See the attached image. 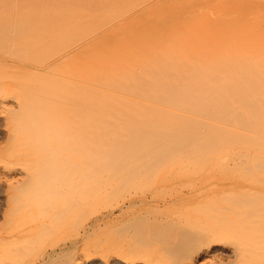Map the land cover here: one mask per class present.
I'll use <instances>...</instances> for the list:
<instances>
[{"label": "bare ground", "instance_id": "1", "mask_svg": "<svg viewBox=\"0 0 264 264\" xmlns=\"http://www.w3.org/2000/svg\"><path fill=\"white\" fill-rule=\"evenodd\" d=\"M178 1L0 0V51L12 56L5 54L9 59L4 60L17 59L16 52H28L21 54L26 58L32 52V57L24 59L33 69H25L23 64L16 68L19 64L12 61L10 67L5 65L15 67L8 69L12 72L9 77L0 63V72L11 78L9 82L14 80L9 84L16 86L13 91L22 99L12 93L13 87L8 95L0 86V106L23 107L21 111L8 108L15 118L22 117L18 124L14 119L13 126H8L12 136L6 132L13 144L8 142L10 146L5 148L10 149L12 161L0 158L4 181L15 184L9 185L15 194L7 196V204L11 199L15 207L6 205L11 209L4 211L0 223V264H51L57 250L78 245L81 252L73 264H264V3L249 0L243 7L241 0H200L187 4L178 16L168 12L171 17L165 20L164 5L174 11ZM226 3L233 6L230 11ZM60 5H64L62 10L57 8ZM83 5L88 6V17L98 8V21L95 16L89 23L84 21L90 17L84 19L87 12ZM79 6L84 7L82 13ZM206 6L222 12L215 14ZM10 7L16 10L12 20L7 17ZM77 11L80 18L76 21ZM64 16L71 18L66 19L70 23ZM111 16L118 19L112 21ZM83 24H90L89 38ZM103 26H110L105 35ZM81 27L87 37L79 35ZM95 27L100 35L92 41ZM69 37L70 43L62 40ZM36 52L39 56H33ZM66 54L70 61L79 62H70ZM47 55L48 59L52 56L50 60ZM20 71L25 74L20 76ZM50 71L60 74L51 77ZM29 72L37 76L31 75L32 79ZM15 73L19 81L37 80L31 87L26 84L28 89L24 86V97H35L25 98L31 105L21 96L23 82L14 86L19 83L13 79ZM27 73L30 77L26 79ZM70 109L75 112L73 117L76 114L74 119ZM33 117L41 122L43 117V123ZM51 119L54 123L49 131L50 124L44 121ZM33 122L36 124L30 127ZM43 127L47 129L42 132ZM140 129L148 137L142 136ZM25 135L33 139L32 144L39 141L34 144L37 149L33 145L27 148L31 144H25ZM119 135L121 138L116 137ZM69 136L74 139L68 140ZM17 141L28 151L21 153L14 145ZM108 147L115 150L106 152ZM159 147L162 154L171 152L162 155ZM129 154L138 157H134L136 162L132 158L131 162ZM174 154L181 156V163L192 159L187 163L196 174L190 170L189 175L180 160H176L179 165L175 163L180 156L174 158ZM115 157H120L119 162ZM139 157L141 161L148 158V162L142 163ZM155 158L157 163H152ZM104 159L118 165L113 164L112 169ZM70 161L75 163L71 166ZM35 163L39 166L36 171ZM60 167L63 170L58 176ZM52 171L57 177H52ZM23 209L28 221L16 223ZM79 213L75 233L55 237V232L72 224Z\"/></svg>", "mask_w": 264, "mask_h": 264}, {"label": "rangeland", "instance_id": "2", "mask_svg": "<svg viewBox=\"0 0 264 264\" xmlns=\"http://www.w3.org/2000/svg\"><path fill=\"white\" fill-rule=\"evenodd\" d=\"M134 2H135V1H134ZM136 2H138V1H136ZM198 2H200V0H188V1H187V0H181V1L179 0L177 3H180V4H179V5L176 4V5L173 6V9H175L174 11L172 10L173 12H172V11H169V10H168L169 7L166 8V5H164L165 8L163 7L162 10H163V11L165 10V11H164V15H166V16H164L163 14H162V16L165 17V18H164L165 20H166L167 18L171 17V14H168V12H171V13H173L174 15L177 14V16H178V15H180V14H178L179 12H183V11H179V10H183V8H184V10H185L187 4L192 5V4H197ZM228 2H229V3H230V2H234V0H233V1H232V0H229ZM241 2H243V3H242V6L245 7V6H247V4L249 3V0H248V1H247V0H244V1L241 0ZM241 2H240V3H241ZM13 3H14V5H15V2H13ZM13 3L11 4L12 6H14ZM147 3H148V2H147ZM181 3H182L183 5H181ZM184 3H186V4H184ZM229 3H228V4H229ZM244 3H245V4H244ZM246 3H247V4H246ZM263 3H264V0H263ZM226 4H227V3H226ZM228 4H227V9L229 10V9H231V7H233V6L231 5V7H230V6L228 7ZM56 5H57V4H56ZM58 5H59V4H58ZM207 5H208V4H207ZM244 5H245V6H244ZM61 6H62V5H60V7H57V8L60 9ZM63 6H64V5H63ZM63 6H62V7H63ZM83 6H84V5H83ZM83 6H82V7H83ZM94 6H95V5H94ZM94 6H93V7H94ZM188 6H189V5H188ZM242 6H241V7H242ZM7 7H8V6H7ZM82 7H81V6L77 7V9H80V10H78V11L81 12V13L84 11V7H85V6H84L83 8H82ZM10 8H11V7H10ZM13 8H14V7H13ZM13 8H11V9L7 8V9H9V10H7V11H9V12L12 11V12L10 13V15L7 14V13H5V12H3V11H5L6 8H5L3 11L1 10L2 15H3V14H4L5 16L8 15L7 17H10L9 19L12 20L11 15L13 16V11H14ZM29 8H30V7H29ZM32 8H33V7H32ZM63 8H64V7H63ZM94 8H96V6H95ZM170 8H172V7H170ZM204 8H207L208 10H209V8H211L209 11H214V10H212L213 7H208V6H206V7H204ZM2 9H3V8H2ZM33 9H34V8H33ZM10 10H11V11H10ZM34 10H35V9H34ZM52 10L55 11L56 8L54 7ZM61 10H62V8H61ZM65 10H66V8H65ZM87 10H88V6L86 5L84 13H85V12H87V13L85 14V15H86L85 17H84V14H81V20H82L83 17H84V19H86V17H87V18L90 17L89 19H86V20L83 19L85 22H87V21H89L92 17L95 16L96 19H97V21H98V18H100V16L98 15L99 17H97V15H95V14H98V13H97L98 8H96V10H95V9H92V11L90 12V14L93 13L94 16H92V14H91V15H89V17L87 16V14H89ZM89 10H90V9H89ZM162 10H161V11H162ZM166 10H167V11H166ZM15 11H16V10H15ZM15 11H14V12H15ZM26 11H27V10H26ZM78 11L75 13V17H74V15L72 16L71 13H67V14L71 15V17H74V19L76 18V21H77V20H78L77 18H80L79 16L76 17ZM94 11H95V12H94ZM163 11H162V13H163ZM229 11H230V10H229ZM74 12H75V11H74ZM74 12H73V13H74ZM165 12H166V13H165ZM214 12H215V14H217V13L222 12V11H221V10H218V12H217V11L215 10ZM59 13H60V12H59ZM73 13H72V14H73ZM194 13H195V12H194ZM226 13H227V12H226ZM226 13H224V14H225V15H228V14H226ZM6 14H7V15H6ZM60 14H61V13H60ZM63 14H64V13H63ZM65 14H66V12H65ZM79 14H80V13H79ZM182 14H183V13H182ZM182 14H181V15H182ZM0 15H1V14H0ZM14 15H17V14L14 13ZM69 15H68V17H70ZM174 15H173V17H174ZM82 16H83V17H82ZM1 17H2L1 19L4 18L3 16H1ZM64 17H65V19L63 18L64 20H66V19L68 18V17L66 18V16H64ZM115 17H116V16H115ZM115 17H112V16H111L110 18H112V19H111L112 21H115L116 19H118V18H115ZM13 18H14V17H13ZM113 18H114V19H113ZM161 18H162V17H161ZM9 19H8V20H9ZM15 19H16V21H17V18H14L13 20H15ZM68 19H69V18H68ZM74 19H73V22H75ZM94 19H95V18H94ZM94 19L92 20V22H93V21H96V20H94ZM164 19L162 18L163 21H165ZM4 20L6 21L7 19L5 18ZM69 20H71V18H70ZM69 20H66V22H69ZM81 20H80V21H81ZM83 20H82V21H83ZM99 20H100V19H99ZM16 21H14V23H15ZM61 21H62V20H61ZM80 21H78V23H79ZM7 22H8V21H7ZM64 22H65V21H64ZM89 22H91V21H89ZM89 22H87V23H89ZM150 22H151L150 24H152V21H150ZM12 23H13V22H12ZM69 23H70V22H69ZM80 23H81V22H80ZM82 23H84V22H82ZM82 23H81V24H82ZM97 23H98V22H97ZM114 23H115V22H114ZM84 24H85V23H84ZM84 24H83L82 26H83L85 29L87 28V31H88V29H89L88 26H89L91 23L88 24V25L86 24L87 27H85L86 25L84 26ZM93 24H94V23H92V26H93ZM108 24H109V23H108ZM94 25H95V24H94ZM106 25H107V24H106ZM111 25H113V24H111ZM95 26L99 27V26H102V25L99 24V26H98V25H95ZM107 26H108V25H107ZM117 26H118V25H117ZM153 26H154V25H153ZM103 27H105V26H103ZM109 27H110V26H109ZM109 27H105V29L102 28V29L105 31V33L103 32L104 35L106 34V30H107ZM100 28H101V27H100ZM151 28H152V27H151ZM82 29H83V28L81 27V29H80L81 32H79V35L82 34L83 36L85 35L84 37H87L86 35L89 33V34H88V38H89V36H90V32L88 31V33L86 32V33H87V34H86V33H85L86 30L84 31V30H82ZM90 29H91V28H90ZM92 29H93V28H92ZM92 29H91V30H92ZM91 30H90V31H91ZM94 30H95V34H94V33H91V34L93 35V37H92V35H91V37H90V40H92V41H93V38L97 39V38H99V37L96 38V36H99V35H100V34L98 33V30H96V27L94 28ZM76 31H77V30H74V31L72 30L71 33H73L74 36H75V35L79 36V35L77 34ZM108 31H109V30H108ZM108 31H107V35H106V36H109L110 33H111V32H108ZM91 32H92V31H91ZM59 34H60V33H59ZM73 34H72V35H73ZM97 34H99V35H97ZM82 35H81V36H82ZM77 36H75V37H77ZM83 36H82V38H84ZM101 37H102V36H101ZM60 38H61V37H60ZM69 38H70V37H69ZM69 38H68V39H62V40H64L65 42L68 41V42L70 43V41H71L72 38H70V39H69ZM82 38H80L79 40H81ZM88 38H87V39H88ZM91 38H92V39H91ZM74 39H76V38H74ZM77 39H78V38H77ZM95 39H94V40H95ZM69 40H70V41H69ZM79 40H78V41H79ZM64 41H63V43H64ZM81 41H82V40H81ZM92 41H91V42H92ZM69 43H68V44H69ZM38 45H40V44H38ZM37 48H38V46H36V50H37ZM63 48H64V47H63ZM38 49H39V48H38ZM74 50H75V49H73V51H74ZM69 52H70V54H73L72 51H69ZM69 52H68V54H69ZM71 52H72V53H71ZM11 53L13 54V52H11ZM14 53H15V52H14ZM16 53H18V54L16 55ZM16 53H15L16 57H15V55H14L13 57H15V58H17V59L12 58V61H13L14 65H16V62H17V64H19V65H16L15 67L17 68V67L20 66L19 69H20V68H23V67H21L22 65H20V64H23V65H24V68L28 66V67L30 68V71H32L33 69L31 70V68H32V67H30L31 65H29V64H25L26 60H25L24 58H26V57L21 56V54H22L23 52H21V54H20V52H16ZM27 53H28V52H27ZM27 53L24 52L22 55H26ZM31 53H32V52H29V54L27 55V58H29L30 56L32 57V55H30ZM42 53H44V52H41V54H42ZM52 53L55 54V52H52ZM56 53H57V52H56ZM59 53H60V51H59ZM66 53H67V52H66ZM0 54H1V55H0V60L3 59V60L0 61V63H2V65L4 66V67L1 66V67H2L1 69L3 70L4 68H7V67H5V65L7 66V65L9 64V62H10V64L12 65V61H10L11 59L9 60V62H6V61H8V59H9L8 56H10V58H11L12 56L9 55L10 52H8V53L5 52V54H7L8 56L5 55L4 52H1V51H0ZM33 54H34L33 56H35V55H36V56H39V55H37V54H40V53L36 52V54H35V53H33ZM44 54H45V53H44ZM68 54H66V55H67V58H68ZM74 54H75V53H74ZM2 55H5L6 57H5V56L2 57ZM18 55H19V57H17ZM80 55H81V54H79L78 57H80ZM28 56H29V57H28ZM1 57H2V58H1ZM20 57H22L24 61H23L22 58H20ZM41 57H42V56H41ZM48 57H49V56L47 55V59H48ZM51 57H52V56H50V58H51ZM69 57H71V56H69ZM6 58H8V59H6ZM19 58H20V60H19ZM27 58H26V59H27ZM50 58H49L48 60H50ZM65 58H66V57H65ZM71 58H72V57H71ZM4 59H6V61H5ZM44 59L46 60L45 57H44ZM74 59H75V58H74ZM78 59H79V58H78ZM16 60H18V61H16ZM68 60L70 61L69 58H68ZM19 61H20V62H19ZM21 61H23V62H21ZM71 61H72V62L75 61V63H76L77 60L75 59L74 61H73V60H71ZM71 61H70V62H71ZM18 62H19V63H18ZM27 62H28V61H27ZM27 62H26V63H27ZM77 62H79V61H77ZM3 63H7V64H3ZM10 64L8 65L9 67H10ZM71 64H73V63H71ZM14 65H13V66H14ZM59 65H60V64H59ZM60 66H61V65H60ZM15 67H12V66H11V68H13V69H11V68H7V69H5V70L9 71L8 69H11V70L13 71ZM1 69H0V70H1ZM25 69H27V68H25ZM58 69H59V68H57V70H58ZM5 70H4V71H5ZM21 70H23V69H21ZM28 70H29V69H28ZM28 70H27V71H28ZM53 70H55V69H53ZM27 71H25V72H27ZM9 72H10V71H9ZM9 72H6V74H7V75L10 74L9 77H11V75H12L11 73H12V72H10V73H9ZM23 72H24V70H23ZM23 72L20 71L18 74L21 73L20 76H22L23 74H25V73H23ZM58 72H60V71H58ZM13 73H14V72H13ZM16 73H17V72H16ZM16 73H15V75H16ZM29 73H30V76H31V75H32V76H33V75H36V74H34V72H29ZM29 73L26 74V77H25V75H24L23 77H25V78L27 79L28 77H30V76H29ZM31 73H33V74H31ZM50 73H53V74H50V76H51V75L55 76V75L57 74V75L55 76V78H56L57 76H59L58 74H60V73H56V71H54V72H51V71H50ZM0 74L2 75V77H1V75H0V78H1V79H0V86H2V88L4 89L5 92H6V90L8 91V92H6V94L11 95V93L9 92V90L11 89L10 87H13V86H11L9 83H13L14 80H13L12 82H9V81L11 80V78L9 79V77H7V75L5 74V72H4V74H5V75H4V74H3V71L0 72ZM18 74H17L16 76L13 74V75L15 76V77H13V79H15V78H17V77H20ZM48 74H49V73H48ZM54 74H55V75H54ZM27 75H28V76H27ZM32 76H31V77H32ZM36 76H37V75H36ZM36 76H35V77H36ZM53 76H51V77H53ZM4 77H7V78H4ZM51 77H50V78H51ZM25 78H24V79H25ZM29 79H30V81H31V80L33 79V77H32V79H31V78H29ZM29 79H27V82H26V81L23 82L22 80L19 81V79L17 78L16 80L19 81V83L17 84V83H16L17 81L15 80V81H16V82H15L16 84H14V86H15V85H20V82H23V84H21V85H23L22 88L24 89V86H26V84H28V83L30 84L29 87H31V84H32L33 82H35V83L38 84V82H36L37 80L34 79L35 81L30 82V81H28ZM33 84H34V83H33ZM37 84H36V85H37ZM9 85H10V86H9ZM21 85H20V86H21ZM20 86H17V87H20ZM20 88H21V87H20ZM20 88H18L17 91H19V92H20V90H21V92L23 91L22 94H21V96L24 97V95H25V93H26V91H25L26 89L22 90V89H20ZM25 88L28 89L27 86H26ZM19 89H20V90H19ZM13 90L16 91V86H15V88L13 87L12 90H11L12 93H15ZM9 93H10V94H9ZM16 93H17V92H16ZM16 93H15V94H16ZM15 94H12V95H15ZM18 94H20V93H17L16 96L19 98V95H18ZM25 98H28V97H24V100H25ZM30 98L33 99V98H35V97H30ZM30 98H28V99H30ZM19 99H20V98H19ZM32 99H31V100H32ZM20 100H22V99H20ZM24 100H23V101H24ZM35 100H36V99H35ZM28 101H29V100H28ZM36 101H37V100H36ZM38 101H39V98H38ZM41 101H42V100H41ZM21 102H22V101H21ZM31 102H32V101H31ZM25 103H28L29 105H31V103H30V102H27V100H25ZM5 104H7V103H4V105H5ZM40 104H41V103H40ZM2 105H3V104H2ZM2 105H1V106H2ZM4 105L2 106V108H0V110H3V112H2V111L0 112V150H1V151H0V158H3V159L8 160V161H12L11 157L8 156V153L10 152V149H9V148H8V149H5V148L9 145V143H10V141L7 139V138H9L10 136H9L8 134H6V132L10 134V131H9V130H10L11 125L13 126L12 123L14 122V119H15V121H16V124H18L17 121H18V120L20 121V119H21V117H22V116H21L22 114H21V115L17 114V116L19 115V118L17 119V118H15L16 116L14 115V112H11L12 110L10 111V109H13V110H14V108L16 107V106H15L16 104H12V105L14 106V108L11 106V104H10V105L8 104L7 107L4 106ZM21 105H22V104H21ZM21 105H20V106H21ZM23 105H25V104H23ZM33 105H34V104H33ZM36 105H38V104L35 103V106H36ZM1 106H0V107H1ZM9 106L12 107V108L8 109ZM35 106H34V107H35ZM5 108L9 110V111H8L9 114H7L8 112L5 110ZM20 108H23V107L21 106ZM20 108H18V109L21 111ZM28 108H29L28 110H30V107H28ZM16 109H17V107H16ZM18 109H17V110H18ZM31 109H32V108H31ZM35 110H36V109H35ZM70 110H71V109H70ZM10 112H11V113H10ZM33 112H34V110H33ZM33 112H32V113H33ZM70 112H71V117L74 119V118L76 117V114H75V117H73L74 115L72 116V114H74L75 112L72 113V110H71ZM70 112H69V113H70ZM2 113H3V114H2ZM12 113H13V114H12ZM16 113H19V112H16V111H15V114H16ZM35 113H36V112H35ZM4 114H5V115H4ZM10 114H11V115H10ZM23 114H25V111H24ZM37 114H38V113H37ZM43 114H44V113H43ZM43 114L41 113L40 115L43 116ZM46 114H47V113H46ZM34 115H35V114H34ZM34 115H33V116H34ZM69 115H70V114H69ZM3 116H4V117H3ZM29 116H30V114H29ZM29 116H27V118H28ZM5 117H6V118H5ZM37 117H39V115H37ZM37 117H33V118H34L35 120L39 121V119H38ZM46 117H48V115H47ZM50 117H51V116H50ZM64 117H66L67 119H69V118H68V114H66ZM3 118H5V120H4ZM54 118H55V117H54ZM54 118H53V119H54ZM6 119H7V120H6ZM40 119H42V122H41V120H40L39 122L43 123V119H44V118H43V117H42V118L40 117ZM47 119H48V118H47ZM150 119H153V116H152V115H151ZM155 119H156V118H155ZM22 120H23V119H22ZM25 120H28V119H25ZM32 120H33V119H32ZM4 121H5V122H4ZM23 121H24V120H23ZM54 121H55V120H54ZM56 121H57V120H56ZM61 121H63V120H61ZM61 121H60V122H61ZM3 122H4V123H3ZM24 122H25V121H24ZM24 122H23V123H24ZM44 122L47 123L48 125L50 124V127H51V128L48 129V130H49V131H52L51 129H52V126H53V123H54V122L52 123V119H51V122H50V121H47V120H45ZM58 122H59V121H58ZM14 123H15V122H14ZM27 123H28V122H27ZM27 123H26V124H27ZM45 123L43 124L44 126H45ZM67 123H68V122H67ZM92 123H93V122H92ZM19 124H21V123H19ZM32 124L35 125L36 122L31 123V125H29V126L31 127ZM62 124H65V122H62ZM40 125H41V124H40ZM48 125H47V126H48ZM91 125H93V127H95V123H94V124H91ZM8 126H10V127L8 128ZM68 126H69V125H67V127H68ZM6 127H7V128H6ZM41 127H42V126H41ZM41 127H40V128H41ZM37 128H38V126L36 125V129H37ZM43 128H44V127H43ZM45 128H46V127H45ZM45 128H44V129H45ZM46 129H47V128H46ZM46 129H45V130H42V132H43V131H46ZM76 129H77V128H76ZM116 129H117V128H116ZM7 130H8V131H7ZM30 130H31V129H30ZM33 130H34V128H33ZM33 130H31V131H33ZM37 130H38V129H37ZM37 130H36V131H37ZM114 130H115V129H114ZM117 130H118V129H117ZM142 130H143V129H142ZM23 131H24V130H23ZM49 131H48V133H49ZM75 131H76V130H75ZM77 131H79V129H78ZM85 131H87V129L84 130V132H85ZM89 131H90V129L88 130V132H89ZM121 131H122V130H121ZM121 131L118 130L119 133H120ZM123 131H124V130H123ZM127 131H128V130H127ZM127 131H124V133L126 132V134H124V135H126V136H130V133H129V135H127ZM139 131H140L141 134L143 133V131H141V129H140ZM151 131H152V130H151ZM24 132L27 133V131H24ZM38 132H39V130H38ZM73 132H74V130H73ZM80 132H81V130H80ZM113 132H114V131H113ZM149 132H150V131H149ZM30 133H31V132H30ZM75 133H76V132H75ZM77 133H78V132H77ZM77 133H76V134H77ZM150 133H152V132H150ZM36 134H38V133H36ZM141 134H140V135H141ZM143 134H145V132H144ZM143 134H142V136H146V135H143ZM146 134H148V135L151 137V135H153L154 133H152L151 135H150L149 133H146ZM10 135H11V134H10ZM29 135H30V134H29ZM32 135L34 136V137H32V138L35 139V135H34L33 133H32ZM32 135H31V136H32ZM40 135H41L40 137L43 136V134H40ZM104 135H106V134H104ZM110 135H112V134H108L109 137H111ZM115 135H116V133H115ZM11 136H12V135H11ZM38 136H39V135H38ZM74 136H75V135H74ZM74 136H72V137H74ZM79 136H80V135H79ZM126 136H124V138H127ZM156 136H157V135H156ZM156 136H155V137H156ZM22 137L25 138V139L28 138V140L26 139L27 141L25 140L26 143H25V141H24L25 144L29 143L28 141H30V144H31V145L27 144L28 147H27V145H26L25 148H26V147H27V148H30L29 146H32V145L35 146L34 144L39 142V141L37 142V140H34V144H32L31 142H32L33 139L31 138V140H29L30 137H29L28 135H25V136H22ZM22 137H20V138H22ZM69 137H70V136H69ZM75 137L77 138V135H76ZM116 137L121 138L120 135H119V136H116ZM132 137L134 138V136H132ZM146 137H148V136H146ZM146 137H145V138H146ZM157 137H158V136H157ZM157 137H156V138H157ZM161 137H162V136H161ZM171 137H172V136H171ZM173 137H174V136H173ZM104 138H105L106 142H109V140H108L109 138H107V136H104ZM106 138H107V139H106ZM138 138H139V137H138ZM138 138H137V139H138ZM143 138H144V137H143ZM12 139H14V138L12 137ZM12 139H11V142H13ZM36 139H38V138H36ZM72 139H74V138H72ZM72 139H71V137H70L68 140H72ZM111 139H112V138H111ZM115 139H116V138H115ZM122 139H123V136H122ZM122 139H120L119 141H121ZM149 139H150V138H149ZM173 139H175V137H174ZM18 140H19V139H18ZM23 140H24V139H21V145H23V144H22V141H23ZM77 140H79V138H77ZM77 140H76V141H77ZM123 140H127V139H123ZM128 140H129V138H128ZM132 140H133V139L130 138L129 141H132ZM142 140H143V139H142ZM144 140H145V139H144ZM154 140H156V139L154 138L152 141L154 142ZM159 140H160V139H159ZM159 140H158V141H159ZM164 140H165V139H164ZM167 140H168V138H167ZM177 140H178V138H177ZM110 141H111V140H110ZM112 141H113L114 144H115V140H112ZM112 141H111V142H112ZM117 141H118V139H117ZM117 141H116V143H117ZM139 141H141V139H139ZM139 141H138V142H139ZM165 141H166V140H165ZM8 142H9V143H8ZM14 142H16V141H14ZM122 142H123V141H122ZM127 142H128V141H127ZM127 142H126V143H127ZM145 142H147V141H145ZM149 142H150V141H149ZM149 142H148V143H149ZM165 143H166V142H165ZM10 144H11V143H10ZM17 144H18V141H17V143L14 144V145H17ZM25 144H24V145H25ZM76 144H77V142H76ZM104 144H105V142H104ZM104 144H103V145H104ZM109 144H110V143H109ZM132 144H134V143H132ZM136 144H137V143H136ZM139 144H140V143H139ZM139 144H138V145H139ZM151 144H152V143H151ZM153 144H154V143H153ZM168 144H170V143H169V140H168ZM11 145H13V144H11ZM118 145H119V143H118ZM129 145H130V144H129ZM134 145H135V144H134ZM148 145H149V144H148ZM9 146H10V145H9ZM74 146H75V145H74ZM74 146H73V147H74ZM91 146H92V145H91ZM104 146L106 147V145H104ZM109 146H110V145H109ZM116 146H117V145H116ZM119 146H120V145H119ZM125 146H126V145H124V148H125ZM136 146H137V145H136ZM153 146H154V145H153ZM155 146L157 147V145H155ZM170 146H171V145H170ZM12 147H13V146H12ZM16 147H18L19 149H22V152H21V153H24V152L28 151L27 148H26L27 150H25V149L23 148L24 146H19V145H17ZM16 147H15V148H16ZM36 147H37V146L33 147V149L36 148ZM65 147H66V145H65ZM128 147H129V146H127V148H128ZM130 147H131V146H130ZM139 147H140V145H139ZM149 147H151V146H149ZM166 147H167V146H166ZM31 148H32V147H31ZM40 148H45V146L40 145ZM66 148H67V147H66ZM69 148H70V146H69ZM69 148H68V149H69ZM114 148H115V147H114ZM114 148L112 149V148L108 147V148H106V150L103 148V150H105L106 152H108L107 149H109V150L111 149V150L113 151V150H115ZM124 148H123V149H124ZM136 148H137V147H136ZM143 148H144V147H143ZM153 148H154V147H153ZM157 148H158V147H157ZM167 148H168V147H167ZM12 149H13V148H12ZM36 149H37V148H36ZM38 149H39V146H38ZM45 149H46V148H45ZM59 149H60V148H59ZM64 149H65V148H64ZM71 149H72V147H71ZM125 149H126V148H125ZM128 149H129V148H128ZM139 149H140V148H139ZM141 149H142V146H141ZM141 149H140L139 151H142ZM148 149H149V148H148ZM160 149H161V148L159 147V149H157V150H160ZM174 149H175V148H174ZM48 150H49V149H48ZM53 150H56V149H52V151H53ZM61 150H62V149H61ZM111 150H110V152H112ZM131 150L134 151L133 148H132ZM131 150H130V151H131ZM143 150H144V149H143ZM152 150H153V149H152ZM5 151H6L7 153H5ZM57 151H58V150H57ZM66 151H67V149H66ZM125 151H126V150H125ZM132 151H131V152H132ZM135 151H136V150H135ZM18 152H19V151H18ZM48 152H51V151H48ZM60 152H61V151H60ZM62 152H65V151L63 150ZM62 152H61V153H62ZM102 152H104V151H101V153H102ZM131 152H130V153H131ZM137 152H138V150H137ZM149 152H150V151H149ZM157 152H158V151H157ZM170 152H171V151H170ZM170 152L168 151V153H166V151H165V152H163V154H162V153H161V150H160V154H162V155L169 154ZM51 153H52V152H51ZM55 153H57V152H55ZM113 153H115V152H113ZM113 153H112V155L114 156ZM116 153L121 154V153H119V152H117V151H116ZM116 153H115V155H116ZM127 153H128V152H127ZM145 153H146V152H145ZM150 153H151V152H150ZM153 153H155V155H156L155 150H154ZM47 154H48V153H46V156H47ZM52 154H53V153H52ZM57 154H58V153H57ZM59 154H60V153H59ZM66 154H67V152H66ZM69 154H70V153H69ZM102 154H103V153H102ZM104 154H105V153H104ZM124 154H126V153H124ZM141 154H143V153H141ZM147 154H148V153H147ZM157 154H158V153H157ZM160 154H159V155H160ZM5 155H6L8 158H6ZM49 155H50V154H49ZM63 155H65V154H63ZM106 155H107V154H106ZM134 155H136V154H133V156H134ZM174 155H175V154H174ZM174 155H172V156L174 157ZM113 156H111V157H113ZM123 156H124V155H123ZM126 156H127V155H126ZM128 156H129L128 158H130V160H131V158H132L133 162H136V160L134 159L135 156H134V157H131L130 154H129ZM137 156H139V155H137ZM156 156H157V155H156ZM179 156H180V155H177V156L175 155L174 158L179 157ZM47 157H48V156H47ZM76 157H77V156H76ZM105 157H106V156H105ZM146 157H147V156H146ZM148 157H150V156H148ZM158 157H159V156H158ZM162 157H164V156H162ZM115 158H116V159H114V160H117L118 157H115ZM119 158H120V157H119ZM119 158H118V160H119ZM122 158H123V157H122ZM122 158H121V159H122ZM135 158H138V157H135ZM139 158H140V157H139ZM143 158L145 159V157H143ZM143 158H142V160H143ZM152 158H153V155H152ZM160 158H161V155H160ZM76 159H78V158H76ZM79 159H80V158H79ZM79 159L77 160L78 162L80 161ZM105 159H106V158H105ZM105 159H104V161H105ZM121 159H120V160H121ZM124 159H125V158H124ZM124 159H123V160H124ZM147 159H148V158H147ZM147 159L144 160L146 163L148 162ZM155 159H156L155 161L152 159V160L154 161V162H152V163H155V162L157 161V158H155ZM158 159H159V158H158ZM161 159H162V158H161ZM183 159H184V158H183ZM114 160H113V161H114ZM118 160H117V161H118ZM123 160H121L120 162H122ZM132 160H131V162H132ZM176 160H180V163H181V161H183V160L181 159V156L179 157V159H175V163L177 162V164H178V161H176ZM184 160H186V161H184V162H182V163H184L185 170H186V168H187L186 171L189 172V175H190V170H191V174H192V175H193V174H196V173H195L196 170H194V167H193L192 165H188L189 162H190L192 159H188V160H189L188 163H187V161H188L187 158H185ZM74 161H75V159H74ZM140 161H141V158H140ZM144 161H141V162L143 163ZM150 161H151V160H150ZM150 161H149V163H151ZM159 161H160V159H159ZM161 161H162V160H161ZM39 162H40V161H39ZM39 162H37V163H39ZM78 162H77V164H79ZM105 162H108V161H105ZM110 162H111L112 164H111ZM118 162H119V161H118ZM131 162H130V163H131ZM133 162H132V163H133ZM141 162H140V163H141ZM185 162H186V164H185ZM70 163H71V161H70ZM70 163H69V164H70ZM73 163H75V162H73ZM73 163H71L70 165L72 166ZM109 163H110V164H109ZM125 163H126V162H125ZM137 163H138V161H137ZM156 163H157V162H156ZM182 163H181V165H182ZM192 163H193V161H192ZM203 163H207V161H205V162H203ZM208 163H209V162H208ZM39 164H40V163H39ZM41 164H42V163H41ZM47 164H48V163H47ZM64 164H66V163H64ZM64 164H63V165H64ZM113 164H114V163L112 162V160H110V161L108 162V167L111 166V168L113 169V167H114ZM119 164H120V163H119ZM121 164H122V163H121ZM123 164H124V163H123ZM127 164H129V163H127ZM127 164H126V165H127ZM32 165L34 166V167H33V166H32V167L34 168L35 171H36V168H39V166H38V167H35V166H36V163H35V165H34V164H32ZM61 165H62V164H61ZM109 165H110V166H109ZM114 165H118V164L116 163V164H114ZM178 165H179V164H178ZM187 165H188V167H189V170H188ZM193 165H195V164L193 163ZM64 166H65V165H64ZM68 166H69V165H68ZM68 166H67V167H68ZM79 166H81V165H79ZM112 166H113V167H112ZM190 166H191V168H190ZM32 167H31L30 169H33ZM52 167H53V166H52ZM69 167H70V166H69ZM115 167L118 168V169L121 168L120 166H115ZM192 167H193V169H192ZM65 168H66V166H65ZM75 168H76V167H75ZM77 168H78V167H77ZM111 168H110V169H111ZM116 168H115V169H116ZM205 168H207V167H205ZM30 169H29V170H30ZM42 169H44L43 166H42ZM49 169H50V168H49ZM52 169H53V168H52ZM71 169H74V168L71 167ZM112 169H111V170H112ZM40 170H41V168H40ZM40 170H38V171H40ZM61 170H63L62 167H60V169L56 171V172H57L56 175L59 176V175H60V174H59L60 172L58 173V171H61ZM193 170H194V172H192ZM0 171L2 172V170H0ZM35 171H34V172H35ZM38 171H37V172H38ZM43 171H44V170H42V172H43ZM109 171H110V170H109ZM114 171H115V170H114ZM114 171H112V172H114ZM116 171H117V170H116ZM226 171L228 172V168H226ZM1 172H0V223L2 222L1 220H2L3 213H5L6 211H7V213H8L9 209L12 208L11 206H14V203H15L14 201H12V200L10 199L11 202H8V203H10V204H7V201H8L7 199H9V197H10V193L15 194V192H14L15 190H13V189L11 190V188H10V186H9V185H11V184H10L11 182H9L8 180H5V181H4V178H3V176H2L3 173H1ZM30 172H32V171L30 170ZM61 172H62V171H61ZM110 172H111V171H110ZM48 173H49V171H48ZM50 173H51V172H50ZM35 174H36V173H35ZM38 174H40V172H39ZM52 174H54V176H52ZM52 174H51L50 176H52V177H55V176H56L54 171H52ZM33 175H34V174H33ZM159 175H161V174H159ZM159 175H158V177H160ZM39 176H40V175H39ZM39 176H37L36 178H38ZM41 176H43V175H41ZM43 177H44V176H43ZM56 177H57V176H56ZM158 177H156V179H158ZM161 177H162V176H161ZM39 178H40V177H39ZM48 179H49V178H48ZM10 181H11V180H10ZM157 181H158V180H157ZM20 182H21V181L19 180V181H18V186L21 185ZM13 185H15V184H13ZM13 185H11V186H13ZM30 187H31V188H30V191H31L32 186H30ZM23 188H24V187H23ZM151 188H155V187L151 186ZM151 188H150V189H151ZM22 190H23V189H22ZM9 191H10V192H9ZM12 191H13V192H12ZM26 191H27V190H26ZM22 192L24 193V191H22ZM32 193H35L34 190H32ZM13 194H11V196H12ZM2 195H3V196H2ZM21 195H22V194H21V191H20V197H21ZM7 196H9V197L7 198ZM13 196H14V195H13ZM25 196H26V195H25ZM25 196L22 195V198H24ZM2 197H3V198H2ZM2 199H3V200H2ZM1 200H2V201H1ZM4 203H5V204H4ZM6 205H8V206L11 207V208H8V206H6ZM16 205H17V203H16ZM4 206H5V207H4ZM14 207H15V206H14ZM14 207H13V209H14ZM3 208H4V209H3ZM17 209H18V208H17ZM24 209H25V208H24ZM24 209H23L22 212H19V211L17 210V211L19 212V214H21V215H19V217L16 215V216L18 217V218L16 219V223H18V222L21 223V221H23V222L28 221V220H26L25 218H26V217L29 218V216H26L25 214H23V213L25 212ZM21 210H22V209H21ZM4 211H5V212H4ZM11 211H12V210H11ZM11 211H10V212H11ZM14 211H15V210H14ZM10 212H9V213H10ZM15 212H16V211H15ZM26 212H27V211H26ZM30 213H32V212H30ZM30 213H27V215H30V216L32 217V214H30ZM79 215H80V213L75 217V219H73V223H72L73 225H72V224L65 225V226H63L64 228L62 227L61 229L57 230V231L55 232V237H57V238H61V239H62V238H67L68 236L73 235V234L75 233V231L77 230V227H78V226L76 227V224H77V222H79V220H80V218H81V216H79ZM23 216H24V217L26 216V217L24 218ZM31 217H30V218H31ZM22 219H23V220H22ZM24 219H25V220H24ZM66 226H67V227H66ZM74 226H75V227H74ZM63 229H64V230H63ZM73 230H74V231H73ZM55 237H53V238H55ZM79 247H81V246L78 245L76 248L73 246V247H71V248H69V249H68V248H65L64 250H59V251L57 250V252H58L57 256H53V257L51 258V261H52V262L50 261V263H51V264H73L74 262H76V259L79 258V255H80V252H81V249H80ZM78 249H79V250H78ZM63 251H64V253H63ZM57 252H56V253H57ZM59 252H60V253H59ZM77 252H78V253H77ZM76 253H77V255H76ZM55 255H56V254H55ZM63 255H64V256H63ZM59 256H60V257H59ZM68 259H69V261H68ZM231 259H232V258H230V260H231ZM53 261H54V262H53ZM66 262H67V263H66ZM48 264H49V263H48ZM229 264H231V263H229Z\"/></svg>", "mask_w": 264, "mask_h": 264}]
</instances>
